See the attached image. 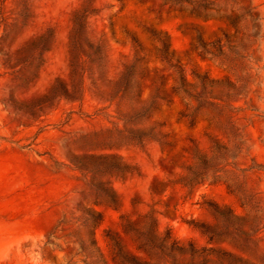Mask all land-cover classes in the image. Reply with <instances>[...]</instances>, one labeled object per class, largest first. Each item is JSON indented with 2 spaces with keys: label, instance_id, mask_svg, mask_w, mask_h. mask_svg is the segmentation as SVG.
Segmentation results:
<instances>
[{
  "label": "rangeland",
  "instance_id": "obj_1",
  "mask_svg": "<svg viewBox=\"0 0 264 264\" xmlns=\"http://www.w3.org/2000/svg\"><path fill=\"white\" fill-rule=\"evenodd\" d=\"M201 9L191 0H0V264H84L64 236L71 230L51 235L80 214L81 202L94 206L100 179L120 198L118 206H95L103 215L95 239L109 264L116 263L106 230L147 257L123 226L142 229L149 216L182 244L264 264V0H214L213 9ZM80 11L85 33L74 16ZM160 38L170 62L161 58ZM227 40L248 56L244 64L202 54L201 42L214 49ZM136 58L139 102L155 99L139 126L119 116L129 109L116 85ZM180 72L188 85L197 74L246 83L233 125L215 107L197 111L198 102L178 90ZM134 127H156L161 143L120 144L119 134ZM195 146L222 170L217 184L190 191ZM87 153L116 154L136 170L81 172L72 160ZM214 204L245 218L256 245L237 248L226 235L210 241L202 226L221 224Z\"/></svg>",
  "mask_w": 264,
  "mask_h": 264
},
{
  "label": "trees",
  "instance_id": "obj_2",
  "mask_svg": "<svg viewBox=\"0 0 264 264\" xmlns=\"http://www.w3.org/2000/svg\"><path fill=\"white\" fill-rule=\"evenodd\" d=\"M177 4H181L189 0H174ZM201 10L213 9L214 0H191ZM211 6V7H210ZM78 20L79 31L85 33L86 31V12L80 11L74 14ZM77 26V25H76ZM156 36V34H153ZM162 44L160 49L161 58L164 61L170 62L171 58L168 55L167 43L160 38ZM227 43L222 44L216 42L213 44L214 49H210V45L200 43L202 54L211 56L214 59L223 58L225 61L237 62V65L244 64L248 60V56L244 55L242 51L235 48L232 43L227 40ZM245 48V47H243ZM139 59L135 62L126 65L121 77L116 80L117 93L121 99V103L128 107L129 111L119 112V116L128 121L134 122L139 126L145 119L148 118L152 105L155 103L153 99L148 104H141L139 99L141 97L140 84L138 80L139 71L137 67ZM197 82L194 85H188L183 73H179L178 90L183 92L188 97L198 102L197 111L204 106L215 107L219 115L224 116L226 121L233 125L234 111H242V106H236L235 103L241 101V95L246 87L245 84L231 81L226 78L223 80H216L209 78L206 74L196 75ZM246 80V78H242ZM128 135L119 134L117 140L120 144H133L141 148L145 147L147 142L161 143L163 137L156 129L151 127L131 128ZM212 141L219 146L216 139ZM226 152L229 151L225 147ZM217 152L216 150H213ZM224 155H227L224 153ZM193 158L197 161V165L190 168L191 174L186 177V186L190 191H193L199 186L206 183L217 184L220 181L221 168L217 163L216 158H208L198 146H195L193 151ZM75 167L81 172L95 173L100 170H107L109 172H117L121 174L134 173L135 168L122 162L121 158L116 154H94L87 153L81 156H76L72 160ZM212 171V175L209 171ZM98 197L94 202V206L81 202L78 206L79 215L73 217L71 222L62 221L53 230L52 237H56L57 232H66L71 230L65 237H68V243L74 244V256H81V261L84 264H109L103 253L101 252L97 241L95 239V231L103 222V215L95 206L101 204L102 200L110 206H118L120 198L114 187L110 182L99 180L97 182ZM216 215L220 218L221 224L216 228L202 226V229L209 236V240L213 241L216 237L223 235L232 237L237 248H247L249 244H255L258 241L257 230L251 228L246 229L247 223L245 218L237 216L230 207L219 206L217 204L211 205ZM151 223L149 226L142 229L133 227L130 221L123 226L126 233H132L137 237V250L146 254L145 259L138 258L135 254L126 251L122 244L119 235L106 230V238L110 241L112 260L116 264H263L253 262L245 256L228 251L219 247H196L193 242L182 244L176 239L170 230L165 232L159 231L157 221L154 217L149 216ZM69 226V227H67ZM50 243V242H49Z\"/></svg>",
  "mask_w": 264,
  "mask_h": 264
}]
</instances>
